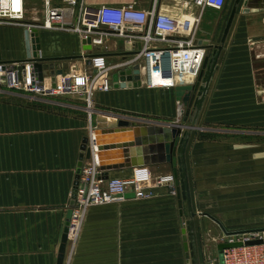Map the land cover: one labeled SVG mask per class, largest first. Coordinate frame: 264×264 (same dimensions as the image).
I'll return each instance as SVG.
<instances>
[{"label": "crops", "instance_id": "1", "mask_svg": "<svg viewBox=\"0 0 264 264\" xmlns=\"http://www.w3.org/2000/svg\"><path fill=\"white\" fill-rule=\"evenodd\" d=\"M133 2L146 9L151 0H79L90 9ZM172 4L161 0V12L173 15ZM243 7L249 11L244 17L264 20V9ZM212 13L219 14L212 10L202 14L198 36L211 46L209 59L216 46L221 51L201 107L192 109L186 121L195 127L190 131L185 163L199 264L217 258L216 247L225 241L208 216L228 232L264 230V100H259L256 90L257 56L252 50L253 42L264 43V33L232 22L223 38L217 29L226 16L218 15L212 23L207 20ZM203 26L212 33L202 31ZM35 34L39 49L33 51L22 27L1 25L0 63L29 60L35 52L36 58H63L65 68L83 69L80 60H70L84 56L77 35L43 29ZM147 89L98 94L90 110L82 102L0 92V264H58L81 146L89 129L94 130V113L126 117L137 125L179 122L174 90L148 89L167 96L148 110L143 100ZM138 97L141 100L133 99ZM166 105L172 110L165 112ZM133 157L141 161L142 155L135 151ZM169 174V165H155L116 171L110 177L155 181ZM177 202L176 192L156 188L147 199L91 206L75 244L67 242L62 264H186L181 229L190 214L182 202L180 217Z\"/></svg>", "mask_w": 264, "mask_h": 264}, {"label": "built area", "instance_id": "2", "mask_svg": "<svg viewBox=\"0 0 264 264\" xmlns=\"http://www.w3.org/2000/svg\"><path fill=\"white\" fill-rule=\"evenodd\" d=\"M160 1L151 0L146 9L136 7V2L90 9L80 5L79 0H0V26L22 27L30 40L39 29L71 33L81 41L89 40L85 46H90L78 59L82 70L77 72L76 65L65 68V60L50 61L52 68L41 82L34 75L32 62L0 63V92L14 91L42 98L85 95L90 110L93 94L112 90V76H119L120 72L134 66L138 68L141 84L148 89L173 90L176 86L194 84L209 49L208 43L198 36L202 14L206 10L223 11L226 1L187 0L197 11L194 17L161 12ZM34 3L38 6L34 7ZM115 58L121 60L114 62ZM57 71L61 74L57 75ZM52 77L55 79L53 87L49 82ZM92 138L90 128L88 146ZM97 166L93 150L90 159L83 160L74 203L70 207L67 242L71 246L91 206L121 202L127 193H132L135 199H147L156 188H167L175 194L171 174L155 181L110 176L102 181ZM256 240H261L262 244L223 250V264H264V232L225 236L224 243L244 244ZM205 264L219 263L217 258H208Z\"/></svg>", "mask_w": 264, "mask_h": 264}, {"label": "water", "instance_id": "3", "mask_svg": "<svg viewBox=\"0 0 264 264\" xmlns=\"http://www.w3.org/2000/svg\"><path fill=\"white\" fill-rule=\"evenodd\" d=\"M262 1L263 6H253L255 2ZM239 0H235V6L232 8L227 25L224 30L223 38L229 32L236 14V5ZM246 9H264V0H246L244 3ZM86 42L82 41L84 51H89L90 46H85ZM32 50L39 49L38 38L35 31L31 35ZM209 48L211 46H208ZM221 51V46H216L211 55V58H205L202 70L197 80L192 85H180L174 87V99L183 114L180 122L175 124H144L137 125L126 117H108L100 112L91 113L96 114L95 126L93 130L92 144L89 145V139L85 137L81 146L82 154L80 156L75 180L73 184V193L71 197L70 206L74 203V193L78 184L80 168L83 160L90 159L91 151H95L98 160L97 170L100 172V179L106 181L110 174L116 171L128 170L137 167H147L155 165H169L174 179L175 192L177 196V204L179 208V215L182 217V202L188 206L189 218L181 229V238L183 242V249L185 253L186 264H199L197 244L193 239V222L194 214L190 209V195L189 185L187 179V169L185 163V151L189 141L190 131L195 129L192 125H186L187 117L192 109L199 110L204 99L205 92L209 85L215 63ZM81 56L72 59H80ZM64 60L63 58H54L51 60L36 58V53L33 52V57L29 61L33 64L34 75L38 82L42 81L43 76L48 75V70L52 67L48 64L50 61ZM89 64V62H87ZM205 69L208 73L205 74ZM47 73V74H46ZM56 74H61L57 71ZM54 77L50 78L49 82L54 85ZM115 89H129L141 86L139 71L137 66L131 70L120 72L119 76L114 74L112 76ZM140 152L141 161L134 160L133 153ZM125 198H134L132 193L126 194ZM71 210L66 213L63 233L60 240V245L57 255V263L62 264L65 255V248L67 244V232L69 225ZM207 216V215H206ZM221 229L223 234L227 237L238 236L250 232H264V230H252L241 232H228L221 227L219 221L213 217L208 216ZM262 244L261 240L248 241L244 244L242 242L221 243L216 247L217 259L219 264H223V250L241 247L242 245L251 246Z\"/></svg>", "mask_w": 264, "mask_h": 264}, {"label": "rangeland", "instance_id": "4", "mask_svg": "<svg viewBox=\"0 0 264 264\" xmlns=\"http://www.w3.org/2000/svg\"><path fill=\"white\" fill-rule=\"evenodd\" d=\"M226 1V9H229L235 6V0H225ZM243 0H239V4L236 6V14L233 20V25H237L239 24L241 27H246L249 28V30L251 29L252 32L258 33V32H263L264 33V20L260 19L258 17H244V15L242 14H246L249 11H246L243 7ZM38 4L34 3V7H37ZM172 9L174 10L173 15H187L189 17H194L197 13L196 9L190 4L188 3L187 0H181L180 2L177 3H173L172 4ZM218 13H212L210 15H208L207 20L211 21L212 23H215L216 20H218ZM202 31L204 32H210L212 33V31L210 29H205L204 26L203 28H201ZM213 33H215V31H213ZM202 36L204 37V35L202 34ZM200 35V37H202ZM208 37V36H207ZM216 43H220L219 41H216ZM259 44H264L262 42H258L255 41L253 42V46H252V50H253V55L257 56V59H255L256 61V70L254 73V79L257 82V94L259 96V100H264V45L263 46H259ZM259 57V58H258ZM120 58H115V60H113L114 62L120 61ZM143 88V91H145L147 88L146 86L142 85L137 87V89ZM113 90H115V88H113L112 90H110L109 92H95L91 98V100L89 101V104L91 107H93V100L95 99V96L98 94H109L111 93ZM117 90V89H116ZM147 93H143V100H147L145 108H147L148 110H152L155 109L156 105H155V101L156 100H162V99H167V96L162 94L161 92H156L155 90H148L147 89ZM18 93V92H17ZM48 100H68V102H71L72 104L77 103V104H81V102L83 103V106L85 108H88V103L85 100V95H83V97H81V95H72V96H66V97H62V98H51L48 97ZM123 98V97H122ZM116 100V98H114ZM133 99H138L141 100V98H133ZM106 100V99H104ZM111 100V96H109V99ZM118 100V98H117ZM107 108V107H106ZM172 110L171 105L170 108L167 107V105L165 106V112H167L168 110ZM89 110V109H88ZM195 110V109H194ZM180 111V110H179ZM178 111V120L179 122L181 121V119L183 118V114H179ZM262 140V139H261ZM262 142V141H261Z\"/></svg>", "mask_w": 264, "mask_h": 264}, {"label": "flooded vegetation", "instance_id": "5", "mask_svg": "<svg viewBox=\"0 0 264 264\" xmlns=\"http://www.w3.org/2000/svg\"><path fill=\"white\" fill-rule=\"evenodd\" d=\"M232 8H233V7H232ZM232 8H230V10L224 8V10L221 11V12H219V14H218V15H225V16H226V20L224 21L223 26H220V27H218V29H217V31H219V33H220V35H221L222 37H223V35H224V30H225V27H226V25H227V21H228V19H229V16H230V13H231ZM220 31H221V32H220Z\"/></svg>", "mask_w": 264, "mask_h": 264}, {"label": "bare ground", "instance_id": "6", "mask_svg": "<svg viewBox=\"0 0 264 264\" xmlns=\"http://www.w3.org/2000/svg\"><path fill=\"white\" fill-rule=\"evenodd\" d=\"M179 114H180V111H179Z\"/></svg>", "mask_w": 264, "mask_h": 264}]
</instances>
